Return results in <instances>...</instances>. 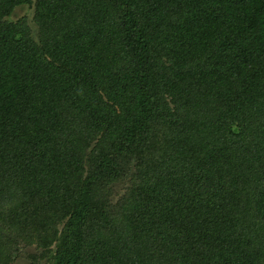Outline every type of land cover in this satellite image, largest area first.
Masks as SVG:
<instances>
[{
    "label": "trees",
    "instance_id": "trees-1",
    "mask_svg": "<svg viewBox=\"0 0 264 264\" xmlns=\"http://www.w3.org/2000/svg\"><path fill=\"white\" fill-rule=\"evenodd\" d=\"M33 1L0 0V264H264V0H35L37 41Z\"/></svg>",
    "mask_w": 264,
    "mask_h": 264
},
{
    "label": "rangeland",
    "instance_id": "rangeland-1",
    "mask_svg": "<svg viewBox=\"0 0 264 264\" xmlns=\"http://www.w3.org/2000/svg\"><path fill=\"white\" fill-rule=\"evenodd\" d=\"M34 4H35V0L33 1V3H31L29 5L25 4V5L15 6L13 8L11 14L9 16H5L4 18L8 21H11V22L23 21L25 24V27H27L29 29L32 38L35 41H37L40 38H39V33H38L39 32L38 25L33 18L34 17V9H35ZM162 145L163 144H162V141H160V139L156 140L153 143V145L151 146L152 148H149L150 153L153 154ZM166 145H167V147H169L170 142L166 143ZM145 147H148V146H145ZM143 151L145 153L146 148H144ZM126 154L129 155L127 152H126ZM122 175H124V174H122ZM130 185H131V181L129 178L117 179L111 184L112 191H113V194L111 195V199H112L113 205L120 203L124 199L125 192H126V190L129 189ZM64 222L65 221H61L59 223L58 226H59L60 230L65 229V225H64L65 223ZM39 254H40V251L36 250L34 245L30 246V244H28L27 247L26 246H23V247L19 246L18 251L16 253V256H15L12 264H30L29 256L31 257V255L35 256V255H39ZM43 263H44V260L38 258V262H35L33 264H43Z\"/></svg>",
    "mask_w": 264,
    "mask_h": 264
}]
</instances>
